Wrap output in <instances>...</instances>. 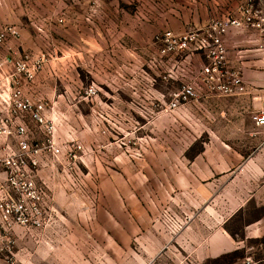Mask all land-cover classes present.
Here are the masks:
<instances>
[{
  "label": "crops",
  "instance_id": "crops-1",
  "mask_svg": "<svg viewBox=\"0 0 264 264\" xmlns=\"http://www.w3.org/2000/svg\"><path fill=\"white\" fill-rule=\"evenodd\" d=\"M185 3L205 8L200 15L191 16L185 11ZM109 7L113 9L112 29L104 33L97 18ZM234 7L233 0H0V28L16 25L20 31L19 39L9 40L0 54L46 55V67L33 83L19 81L35 102L46 104L44 115L56 124L65 116L57 105L75 99L66 93L78 68L118 72L121 66H135L139 45L142 53L151 49L157 32L180 34L199 29ZM121 14L127 16L126 29ZM156 14L159 17L152 22L150 17ZM60 18L64 19L62 23ZM93 21L95 30L90 26ZM259 44H264V34L256 30L232 28L225 36L228 66L239 71L245 81V91L234 96L262 93L264 61ZM199 54L187 51L165 55V82L178 86L185 79L199 80L202 67L192 64ZM25 120L32 130L31 139L39 142L43 135L37 125ZM56 130L59 144L72 139L70 134L61 135L58 127ZM261 140V134L235 144L220 139L205 145L193 157L156 161L158 176H150L152 184L160 181L162 185L156 188V201L184 218L185 224L176 235L161 232L153 224L154 209L145 207L128 187L126 229L129 244L134 243L129 257L133 255L139 264H218L229 257L230 264H243L247 257L264 264V153L256 151ZM61 157L67 158L47 155V166L39 172V178L49 187L55 211L57 193L48 171ZM3 177L0 173V179ZM118 180L110 179L113 195L118 192ZM127 180L131 183L132 177L128 175ZM112 218L120 224L114 213ZM19 232L23 233L21 228Z\"/></svg>",
  "mask_w": 264,
  "mask_h": 264
},
{
  "label": "rangeland",
  "instance_id": "rangeland-1",
  "mask_svg": "<svg viewBox=\"0 0 264 264\" xmlns=\"http://www.w3.org/2000/svg\"><path fill=\"white\" fill-rule=\"evenodd\" d=\"M184 7L191 16L200 15L205 8L190 3ZM112 10L109 7L97 18L104 33L112 29ZM158 17L156 14L150 19L155 22ZM120 21L126 29L127 16L121 14ZM90 26L95 30L94 21ZM159 33L145 53L139 45L135 66H121L118 72L78 68L72 74L75 79L66 94L75 99L57 105L65 116L55 125L61 135L72 137L61 144L82 148L76 150L75 158L61 157L50 165L48 176L57 193L58 211L54 210L46 228L23 233L17 228L7 233L0 226V264H139L133 255L129 257L134 243L129 244L126 229L128 187L145 207L154 209L153 224L166 233V213L185 219L156 201L162 185L150 180V176H158L155 162L193 157L215 140L235 144L259 137L253 120L259 108V92L204 96L176 109L170 107L172 93L193 79L178 82V86L165 82L164 55L156 39ZM194 63L202 67L208 59L200 53ZM91 85L96 93L87 96ZM128 175L132 177L129 184ZM110 179H119L114 195ZM10 239L9 251L6 245ZM230 260L218 264H230Z\"/></svg>",
  "mask_w": 264,
  "mask_h": 264
},
{
  "label": "built area",
  "instance_id": "built-area-1",
  "mask_svg": "<svg viewBox=\"0 0 264 264\" xmlns=\"http://www.w3.org/2000/svg\"><path fill=\"white\" fill-rule=\"evenodd\" d=\"M235 7L223 15L211 18L205 26L176 34L167 30L156 37L162 55L195 51L202 53L208 63L203 65L199 80H189L172 93L170 107L176 109L191 99H199L213 93L234 96L245 91L241 73L231 69L227 62L225 36L232 28L256 30L264 34V0H233ZM61 23L63 18L59 20ZM16 25L0 28V50L11 39H19ZM264 61V44H259ZM45 54L16 56L0 54V226L4 232H15L21 228L32 232L46 228L52 219L49 187L39 178V172L47 166L46 157L65 155L76 157V150L82 146L59 144L56 139V125L44 115L46 104L35 102L20 85L22 79L27 85L33 83L46 67ZM87 96L96 93L94 85L86 90ZM34 122L43 137L39 142L31 139L32 130L27 121ZM253 120L261 134L257 152L264 153V88L260 105ZM167 216V218H166ZM166 233L178 234L185 220L172 213L167 214ZM12 240L6 248L10 251ZM243 264H257L247 257Z\"/></svg>",
  "mask_w": 264,
  "mask_h": 264
}]
</instances>
